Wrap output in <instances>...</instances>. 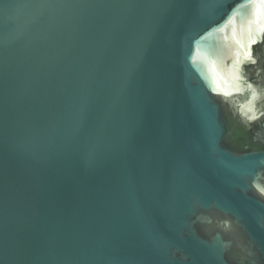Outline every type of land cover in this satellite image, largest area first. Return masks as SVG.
Returning a JSON list of instances; mask_svg holds the SVG:
<instances>
[{
	"label": "water",
	"instance_id": "obj_1",
	"mask_svg": "<svg viewBox=\"0 0 264 264\" xmlns=\"http://www.w3.org/2000/svg\"><path fill=\"white\" fill-rule=\"evenodd\" d=\"M0 264H264V0H0Z\"/></svg>",
	"mask_w": 264,
	"mask_h": 264
}]
</instances>
